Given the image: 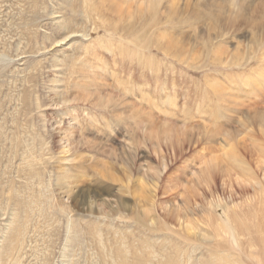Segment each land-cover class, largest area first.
<instances>
[{"label":"rangeland","instance_id":"1","mask_svg":"<svg viewBox=\"0 0 264 264\" xmlns=\"http://www.w3.org/2000/svg\"><path fill=\"white\" fill-rule=\"evenodd\" d=\"M233 1L243 10L235 14ZM236 1L0 0V53L9 58L0 61V230L15 203L9 187L29 191L23 149L34 144L45 179L65 168L79 188L123 197L116 220L91 215L76 195L67 203L88 221L87 232L101 228L107 247L122 241L175 255L171 249H187L188 237L202 244L206 262L213 248L222 257L235 252L215 231L211 202L239 203L233 214L245 210L254 190L241 163L260 177L264 166L256 116L264 113V91L256 96L244 85L264 71V0ZM56 16L70 37L52 44L65 32ZM54 59L65 65L64 84L54 82ZM67 130H75L71 146ZM51 188L59 193L56 183ZM178 204L181 221L171 211ZM34 206L29 226L39 236L31 231L19 264H60L61 223L40 224ZM149 216L169 230L153 228ZM183 219L195 228L188 231ZM101 251L98 240L85 239L71 250L70 264H101Z\"/></svg>","mask_w":264,"mask_h":264},{"label":"bare ground","instance_id":"2","mask_svg":"<svg viewBox=\"0 0 264 264\" xmlns=\"http://www.w3.org/2000/svg\"><path fill=\"white\" fill-rule=\"evenodd\" d=\"M158 1L159 0H146L148 6H153L154 4L158 3ZM233 2L234 5L233 3L231 5H233V11L235 12V14L243 10L242 1H240V4L238 5L237 3H235V1ZM236 2H238V0ZM55 13L56 12L54 11L53 14ZM36 19L37 18H35V20ZM54 20L58 22L57 25H60V27H62V30L60 29L58 31L60 32L64 30L65 32L63 31L64 35L60 40L56 39L52 42V44L62 42L70 37V34H68L67 32L68 23L60 20L59 16H56ZM263 39L264 36L263 38L260 37L258 39V45L259 43L260 45H263ZM41 50L42 48H37L35 53L39 54ZM17 56L19 57L20 55ZM6 58L7 55H5L4 53H0V61L5 62L3 60H5ZM8 61L7 63H9ZM61 62L62 61H60L59 59H54V67L58 69L56 72L58 74L56 76L57 78H55V81L53 80L56 84H64V80L62 78H64L63 75L65 65ZM244 83L245 86L250 87V90L247 89L248 92L259 96L261 91H264V71H262V73L260 72L256 76H248ZM59 88H57V90L55 89V92L57 94L63 93V89L61 90ZM26 93L29 94L30 98V95L33 94V91H27ZM26 93H24V95ZM62 102L68 103L70 101L64 98L62 99ZM37 105H39V102ZM260 111H264V109ZM256 116L259 121L260 129L262 132H264V113H257ZM74 119H77V117L74 116L73 120ZM67 131L68 132L66 133L65 137H63V139L71 146L75 141V139H73V137H75V130H70V134L69 130ZM35 141L41 146L44 144L41 140H37V138H35ZM24 142V140L23 143L21 142V140H18V142L15 141V144L17 146L23 144L24 147ZM26 143L27 142H25V144ZM34 149V144L30 146L29 144H27V147H24L23 149V159L26 162L23 172L24 178H26L27 176L29 177L26 178L27 180H29V186L26 188L29 191L20 192L17 189L9 187V202L14 201L15 203L13 205H9L8 222L6 224V227L0 230V264H9V260L12 261L11 264H19L24 256V251L27 250V243H29L27 241L29 234L32 233L31 231L36 233V236L34 233L36 239L37 236H39L38 231L35 229H31V227L29 226V217H32V214L30 213L32 212L33 207H35L34 205H36L38 208V216H40L41 218L39 221L40 224L48 223L47 225H51L53 223H61L59 225H61L64 230V246L60 253L63 258L62 261L59 262L60 264H70V253L75 244H82V242L84 244L85 239L88 238L89 240H91V242H97L98 240V242L102 244V255H100V258L103 260V263L101 264H184L186 260L190 261L188 262L189 264H264V166L262 176L260 177L257 171L253 170L249 165H246L243 162L241 163V171L247 173L250 176L249 180L251 179V182L249 184L250 187H252L254 190L253 194H251L253 199L250 202L245 201V210H243V208L239 214L236 213L237 211L233 214L232 211L235 207L240 206L239 203L234 204V207H230L229 205H224V203H222L220 199H216L211 202L212 211L209 212L211 214L209 217L210 219L212 217H214V219L216 218L217 224H213V226H216L215 228L217 229L215 231H218V235L220 236H226V240L230 245H232L230 249L232 251H236L233 253L227 252L226 256L222 257L220 255L221 253L217 249L213 248L210 250L211 254L208 261L206 262L203 259V253L201 251L202 244L197 241H193V243H190L192 242V239H189L188 237L185 238L186 240H188V243L186 245L187 249H185V247L181 243L171 249V252H173L175 255H172L167 251V249L163 251H145V249L138 248L134 243L129 244L126 242L123 243L122 241V245H120L118 248L107 247L108 245L107 242H104V233L101 228L98 226V229L94 230V232H87L86 229L91 227L90 224H88V221L84 219L82 220L81 218L74 215L69 209L67 203L71 200L72 195H76L75 198L81 197V204L83 206H87L84 208L87 209V211L90 212L91 215H95L98 219L111 216V218H113L112 220H116L122 216V213L120 212V210L122 209L119 208L122 206L126 207V203L124 202L123 197L121 195H105L104 191H100L97 189L79 188V180L77 176L72 175L70 171H66L65 168H61V170L59 171L51 170L48 175L49 178L47 177L48 179H45V170H39V168L37 167L38 162H40L41 160L39 159L38 155H34ZM46 182L48 184L47 186H44ZM54 183H56L57 188L59 189V193H57L56 189H54L55 194L53 193L51 187ZM27 185L28 184H26V186ZM17 201L19 202L18 207H16ZM219 207L223 209L225 217L227 219H224V217L222 216H218L217 208ZM0 208L2 209L1 206ZM17 209H19V212L17 211ZM171 211L175 213V218H177L179 221L182 220L183 208L180 204L176 205L174 207V210L172 209ZM4 214L5 213L2 211L3 216ZM5 217H7V215ZM4 219L6 220V218ZM183 220L186 221V229L188 231H191L195 228L193 223H191V220ZM148 223L152 225L153 228H159L160 231L169 230V228L166 227L167 224H160L156 220L155 216H149ZM239 230L241 232H239ZM174 233H177V231H175ZM240 235H244V238L242 239ZM202 240L199 239V241ZM32 243L34 245V242ZM119 243L120 242L117 241V244ZM31 247L32 246H30V248ZM148 247L151 249V246ZM189 249L191 251V254H189L190 252H188ZM199 250L200 252H198ZM37 254L38 252L36 251V255ZM175 257L178 259L177 261H175Z\"/></svg>","mask_w":264,"mask_h":264}]
</instances>
